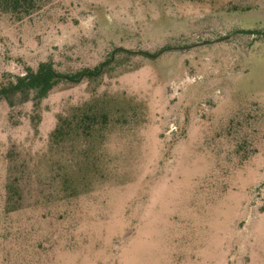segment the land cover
Segmentation results:
<instances>
[{
    "label": "rangeland",
    "instance_id": "1",
    "mask_svg": "<svg viewBox=\"0 0 264 264\" xmlns=\"http://www.w3.org/2000/svg\"><path fill=\"white\" fill-rule=\"evenodd\" d=\"M38 6L0 92L77 78L0 98V264H264V0Z\"/></svg>",
    "mask_w": 264,
    "mask_h": 264
},
{
    "label": "trees",
    "instance_id": "2",
    "mask_svg": "<svg viewBox=\"0 0 264 264\" xmlns=\"http://www.w3.org/2000/svg\"><path fill=\"white\" fill-rule=\"evenodd\" d=\"M40 0H0V14L9 13L15 19L22 21L39 9ZM247 34H254L253 31H247ZM83 74H79V77ZM75 81L76 75L63 76L59 74L50 64H41L37 72H30L26 76L19 77L16 84L9 88H4L0 92V98L4 94L35 92L37 99L47 97L49 92L62 79Z\"/></svg>",
    "mask_w": 264,
    "mask_h": 264
},
{
    "label": "water",
    "instance_id": "3",
    "mask_svg": "<svg viewBox=\"0 0 264 264\" xmlns=\"http://www.w3.org/2000/svg\"><path fill=\"white\" fill-rule=\"evenodd\" d=\"M102 69V68H101Z\"/></svg>",
    "mask_w": 264,
    "mask_h": 264
}]
</instances>
